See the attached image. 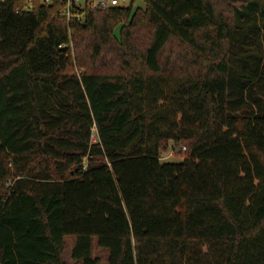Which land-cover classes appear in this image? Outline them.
<instances>
[{
  "label": "trees",
  "instance_id": "16d2710c",
  "mask_svg": "<svg viewBox=\"0 0 264 264\" xmlns=\"http://www.w3.org/2000/svg\"><path fill=\"white\" fill-rule=\"evenodd\" d=\"M136 1L0 0V264H264V0Z\"/></svg>",
  "mask_w": 264,
  "mask_h": 264
},
{
  "label": "rangeland",
  "instance_id": "374dc122",
  "mask_svg": "<svg viewBox=\"0 0 264 264\" xmlns=\"http://www.w3.org/2000/svg\"><path fill=\"white\" fill-rule=\"evenodd\" d=\"M74 1L76 2V4L78 6H84L85 3H86V0H74ZM95 1H99V0H95ZM131 1L132 0H120V4L128 6V5H130ZM138 6H144V2L141 1V0H137L135 2L134 8H136ZM115 32H116L117 35H119L120 27H117ZM179 152H184V150L183 149L180 150L178 148V145L174 141H172L170 143L169 148L166 151L162 152L161 159L163 161H176V162H179L181 160V158L178 156ZM73 244H74V239L73 238H69V240L67 242V251H66L68 258H70V252H71V249L73 247ZM95 253L96 254L98 253L97 248H95Z\"/></svg>",
  "mask_w": 264,
  "mask_h": 264
},
{
  "label": "built area",
  "instance_id": "2783aa9c",
  "mask_svg": "<svg viewBox=\"0 0 264 264\" xmlns=\"http://www.w3.org/2000/svg\"><path fill=\"white\" fill-rule=\"evenodd\" d=\"M45 1L49 3L53 0H45ZM67 1H68V14H70L71 7L76 2L74 0H67ZM91 5L94 8H108L110 6L120 5V0H99V1L92 0ZM182 149L185 150L186 148L183 147Z\"/></svg>",
  "mask_w": 264,
  "mask_h": 264
}]
</instances>
